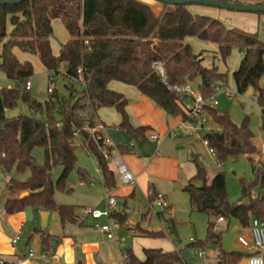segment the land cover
Wrapping results in <instances>:
<instances>
[{
  "label": "trees",
  "instance_id": "obj_1",
  "mask_svg": "<svg viewBox=\"0 0 264 264\" xmlns=\"http://www.w3.org/2000/svg\"><path fill=\"white\" fill-rule=\"evenodd\" d=\"M217 1L245 4L239 0ZM249 1L264 6V0ZM161 6L160 14L156 15L148 5L136 0H25L13 6L0 5V72L18 85L0 89V168L6 173L13 169L29 172L28 178L22 181L9 178L3 201L6 216L30 208L55 212L62 223L73 220L75 208L57 205L54 189L65 190L68 175L76 169L77 141L95 160L103 186L115 187V174L99 151L102 143L91 140L84 123L93 124L96 112L109 108L120 117L117 128L131 138L144 141L148 128L132 126L126 112L127 99L109 90L110 83L133 87L168 117L190 121L176 89L197 82L196 91L207 97L220 84L228 82V74L217 67L205 68L202 55L194 54L185 42L187 39L216 46V55L223 63L233 49L238 50L241 58L231 79L238 95L252 92L260 110V131L264 135V83L260 84L264 79V42L259 40L258 33L228 28L217 19L191 12L189 6ZM56 19L69 35L58 57L52 55L49 43L53 34L51 21ZM14 49L37 56L49 79L62 77L67 82L64 84L66 95L54 89L43 104L32 100L29 91L24 89L32 76V66L20 63L13 54ZM156 62L162 64L163 77L154 69ZM78 69L82 72L83 86L79 83ZM19 100L27 104L31 115L7 118L5 111L15 108ZM204 109L219 129L202 137L207 148L213 151L218 162L247 157L254 180L241 181V200L247 203L230 204L223 173L208 179L203 169L189 179L182 192L187 194L191 210L213 219L207 225L205 240L196 241L194 246L215 245L219 264H239L244 254L223 250L222 233L214 232V225L218 218L227 223L233 220L242 228H248L253 218L264 222V195L252 198L255 188L264 191V162L250 158L257 154V148L247 120L235 125L226 112L213 107ZM34 148L43 149V163L39 166L33 163ZM115 149L121 155L130 151L128 146ZM55 167H61L62 172L54 185L51 173ZM80 180L87 181L82 172ZM23 194L26 195L21 197ZM155 197L150 195L149 201ZM170 211L168 206L158 216L164 220L167 230L175 234ZM111 217L120 226L125 224L124 215L113 213ZM136 229L141 238H165L163 231L148 232L138 226ZM142 254L141 260L131 249H125L124 264L180 263L175 251L148 248Z\"/></svg>",
  "mask_w": 264,
  "mask_h": 264
},
{
  "label": "crops",
  "instance_id": "obj_2",
  "mask_svg": "<svg viewBox=\"0 0 264 264\" xmlns=\"http://www.w3.org/2000/svg\"><path fill=\"white\" fill-rule=\"evenodd\" d=\"M136 1L146 5V3L141 0ZM230 13L231 12H220V14L217 15H212L210 13L199 14L208 15L219 20L223 18L225 20L232 19L236 22L235 24L239 23V29L247 33H258L259 22L264 21V18L254 14V16L252 14L236 16V14ZM53 21L54 20L51 21V26ZM68 40L69 35L67 33V40L65 43ZM193 41L195 42L196 39H187L185 42L192 48ZM213 48L217 51L216 46L213 45ZM15 50L18 49L13 50V54L16 57ZM239 56L241 58V54ZM47 75L49 78L48 73ZM108 89L122 94L127 99L128 104L126 112L133 127L148 128L144 135L145 140L138 141L117 128L120 123V117L113 109H100L95 114V120L107 127V135L115 148L117 146L130 147L128 153L124 155L119 153V155L124 165L134 175L135 184L132 186H122L119 183L117 174L114 173L115 187L106 189L102 184L98 169L97 173L100 177L98 186L90 181H86L83 184L85 187H87V184L92 185L89 186L90 188H86L88 194L96 189L95 191L100 199L92 203L95 207H102L104 205V198L108 193L111 194L115 200H122L124 205L116 202L113 213L124 215L126 219L125 225L128 226V229H136L137 226L140 227L139 223L131 221L124 211L126 201L142 200L147 203V205L151 206L154 201L150 202L149 196L161 194L167 205L170 206L166 195L167 189L171 190V187L175 185L181 188L182 191V188L193 176H191V174H193V169L190 168L191 166H188V169L184 171L185 169L183 167L188 164V161L183 163L182 154L184 153L188 159L189 151L184 149V147L189 146V150H193L192 146L196 145L192 138L195 133L194 125H196L197 122L184 121L181 117H168L160 108L154 105L149 99L142 96L133 87L112 82L108 85ZM112 129L114 132L111 131ZM170 134H178V137L170 138ZM151 136H155L156 140H151ZM202 144L207 148L203 140ZM190 152L191 157L194 156V153L192 151ZM203 169L204 166L199 164L197 172ZM4 195L5 187L2 193H0V257L5 260L7 264H124L123 251L126 248L121 245V238L119 239L118 235H115L116 240L119 242V244H116L115 241L107 240L104 234L94 229L95 224L103 225L106 223V220H94L90 216H86L84 214V210L86 209L83 210L82 214H77L76 206L65 204L62 205L75 208L73 220L69 219L65 223H62L55 212H45L30 208H26L21 213L6 216L3 212ZM257 196L259 195L252 193V198H256ZM43 213L46 214V224L44 228H42ZM146 214L147 211L141 214V220L145 221L148 219V214ZM156 217L158 220H162L159 218L158 213ZM111 219L115 221L113 217H111ZM228 223L225 222L226 228ZM233 229L239 233L237 243L241 249L231 252H240L244 254L239 264H247L249 251L239 242V239L242 238L250 242V228H242L236 223ZM145 230L148 232L153 231L149 226H147ZM15 238L18 240L16 244H12ZM163 251L176 252L177 249L173 247ZM30 252L33 254L32 258L28 257ZM178 252L180 253V250H178ZM139 259L142 260L143 255Z\"/></svg>",
  "mask_w": 264,
  "mask_h": 264
},
{
  "label": "rangeland",
  "instance_id": "obj_3",
  "mask_svg": "<svg viewBox=\"0 0 264 264\" xmlns=\"http://www.w3.org/2000/svg\"><path fill=\"white\" fill-rule=\"evenodd\" d=\"M141 1L146 3V5L148 4V6L156 15L160 14L162 6L156 1ZM239 1L240 3L245 4H256V2L249 0ZM188 9L196 14L210 13L212 15H217L220 14V12H228L220 9L205 7L202 8L197 6H189ZM230 14H233V12H231ZM234 14H236V16L251 15L249 13ZM261 18H264V15H261ZM219 21H221L228 28L239 29V23L235 24L236 22H234L232 19L225 20L223 18ZM52 30L53 34L50 39V48L52 51V55L54 57H57L60 46L63 45L67 40V32L64 29L60 20L53 21ZM258 38L261 42H264V21L259 22ZM192 51L194 52V54L202 55V65L205 68L217 67L220 72L228 74V82L226 84H220L218 86L220 91L215 94V100L217 102V105L213 108L222 112H226L229 115L231 122L235 125H241L245 120L248 121V127L253 133L252 142L257 148V154L251 156L250 158L254 162H264V152L261 151V147L264 146V135L260 131V110L254 101L252 92L249 90L244 95H238L235 91V87L231 79V74L237 69L240 61V54L238 50L233 49L229 58L224 63L216 55V50L213 48L212 44L204 43L198 40H196L195 42L193 41ZM15 52L16 59L20 63H29L32 66L33 73L32 76L28 79L31 84L29 95L32 100L43 104L48 99L49 94L47 93V89L51 88L52 84V82L48 78L46 70L40 63L39 58L37 56L27 55L18 50H15ZM263 82L264 80L262 79L260 84L262 85ZM65 83L67 82L59 76L55 80L54 88L52 87V89H56L61 95H66V91L64 89ZM196 85L197 82L191 84V87L194 91H196ZM74 86L76 88H80L79 84H74ZM16 87H18V85L15 82L8 81L0 72V89H11ZM225 89H229L233 94L231 96H227L225 93ZM192 103V99L184 98L185 105L190 106L192 105ZM18 115H31L27 104L21 100L17 102L15 108L5 111V116L7 118H13ZM203 115L205 117V121H198L196 125H194L195 133L192 139L196 145L192 146L193 150H189V146L184 147V149L188 150L189 152L187 151L188 159L184 153L182 154V161L183 163H186L188 161V164L190 165H184L183 168L185 170H183L186 171L188 169V166H191L190 168L193 169V174H191V176H195L197 173V169H199V164H201L204 166L206 177L208 179H211L216 173H223L225 177L228 202L230 204H237L240 202L242 204H246L247 200H241V181L243 180L246 183H250L254 180L253 173L251 170V163L245 156H241L237 159H227L224 162H218L215 155H212L209 150L202 144L201 138L206 133L217 132L219 129L207 116L205 109H203ZM111 131L114 132L113 129ZM76 144V169L68 175L67 180L65 182V190H60L56 188L54 189V201L57 205L65 204L76 206L77 214H82L83 210L87 208H93L96 210L98 209L101 211L103 210L104 205L102 207H95L93 206L94 204H92L93 202L100 199L97 196V192L95 191L96 189L88 194L86 188H90L89 186L92 185L87 184V187H85V185L80 180V172H82L85 175L87 181L93 182L94 185L98 186L100 177L97 173V166L95 160L91 155H89L85 151L82 146L79 145L78 141L76 142ZM190 151L194 153V156L191 157ZM32 157L34 165H41L43 163V149L34 148L32 151ZM108 165L110 169L115 174H117L116 168L114 167L111 161L108 162ZM61 172V167H55L52 170L51 180L54 185L58 180ZM28 176L29 172L27 170L24 173H20L16 171V169H13L11 172L6 173L2 168H0V193H2L5 187V177H12L14 179L22 181L27 179ZM171 188V190L167 189L166 195L169 200L168 203L172 208L171 216L175 225V234L171 233L168 230H164L166 224L163 219H157L156 214L160 213L161 211L156 207L154 202L151 208L150 205H147V203L143 202L142 200L126 201L124 211L131 221L138 222L141 229H145L147 226H149L154 232L162 230L165 233L164 239H142L138 237V229H128V226L125 224L119 231L115 232V235L117 234L118 238H121V245L126 249H131L137 258H141V256L143 255V249L155 247L162 250H169V248L174 247L177 249V251L180 250V254L185 259H190L194 254V249L189 246V239L193 238L196 241L205 240L207 225L213 219L209 215H204L192 211L189 205V199L187 194L183 193L181 191V188H178L175 185H173V187ZM66 190H68L69 192H67ZM252 193L259 196L264 195V191L259 188H255ZM115 202L124 205L123 201L120 199H116ZM146 211L148 212V219L145 221L141 220V214L145 213ZM235 224V221L231 220L228 223L227 228L221 234L222 249L227 252L237 251L241 249V247L237 243V237L239 233L234 231L233 229ZM208 250L210 253L214 254L217 252V247L215 245H210L208 246Z\"/></svg>",
  "mask_w": 264,
  "mask_h": 264
},
{
  "label": "built area",
  "instance_id": "obj_4",
  "mask_svg": "<svg viewBox=\"0 0 264 264\" xmlns=\"http://www.w3.org/2000/svg\"><path fill=\"white\" fill-rule=\"evenodd\" d=\"M154 69L156 73L163 77L164 71L162 64L160 62H156L154 65ZM77 74L79 76V83L83 86L82 80V72L81 69L77 70ZM52 84L51 88L47 89V93L51 94L54 89L55 78L49 79ZM24 89L26 91H30L31 84L29 81H26L24 84ZM220 91L219 88H215L214 92L209 96H203L198 91H194L190 85H185L179 89H176L177 94L181 98L182 108L190 120V122H204L205 117L203 115V109L206 107H215L217 102L215 100V94ZM225 93L227 96H231L233 93L229 89H225ZM184 98L192 99V105L188 106L184 104ZM84 130L88 131L91 136V140L95 144L102 143L99 147V151L101 152L104 160L106 162L111 161L116 168L117 177L119 183L122 186H132L135 184L134 175L128 170V168L124 165L121 160V157L113 144L111 143L108 135H107V127L102 123L95 120L93 124L89 121L84 123ZM170 138H177L178 134H170ZM75 137L79 140L78 132L75 133ZM151 140H156L155 136L150 137ZM261 151L264 152V146L261 148ZM210 153L214 154L213 151L210 150ZM5 189L9 183V177L4 178ZM6 193V191H5ZM156 207L163 212L167 209L168 205L165 202L164 197L161 194H157L154 200ZM116 202L114 197L111 194H106L104 198V208L103 210L96 209H86L84 210V214L86 216H90L94 220L104 219L106 223L103 225L95 224L94 229L96 231L101 232L105 235L107 240L115 241L116 244L119 242L116 240L115 232L121 229V226L118 222L113 221L111 219V215L115 209ZM152 208V205H151ZM250 230V242L245 241L240 238L239 242L247 248L249 251V256L247 258V264H264V222L259 221L258 219L253 218L250 222L249 226ZM226 229L225 221L223 218H218L215 221L214 232L222 233ZM164 230H167V226L164 227ZM17 238L12 241V244H16ZM196 240L193 238L189 239V246L194 249V254L190 259H185L178 251L176 253L179 256L180 263L178 264H219V254L218 252L212 254L209 252L208 247L205 248H197L194 246ZM29 258L33 257V254L30 252L28 254ZM125 256L123 255V259ZM0 264H7L5 260L0 257Z\"/></svg>",
  "mask_w": 264,
  "mask_h": 264
},
{
  "label": "water",
  "instance_id": "obj_5",
  "mask_svg": "<svg viewBox=\"0 0 264 264\" xmlns=\"http://www.w3.org/2000/svg\"><path fill=\"white\" fill-rule=\"evenodd\" d=\"M25 0H0V5L13 6L22 3ZM160 5L168 6H197L205 8L220 9L233 13H249L254 15H264V6L228 3L217 0H154ZM26 194L21 195L24 197ZM46 224V214H42V228Z\"/></svg>",
  "mask_w": 264,
  "mask_h": 264
}]
</instances>
